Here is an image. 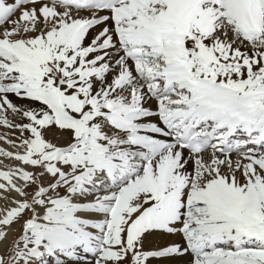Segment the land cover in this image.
<instances>
[{"label": "snow or ice", "instance_id": "obj_1", "mask_svg": "<svg viewBox=\"0 0 264 264\" xmlns=\"http://www.w3.org/2000/svg\"><path fill=\"white\" fill-rule=\"evenodd\" d=\"M0 264H264V0H0Z\"/></svg>", "mask_w": 264, "mask_h": 264}]
</instances>
